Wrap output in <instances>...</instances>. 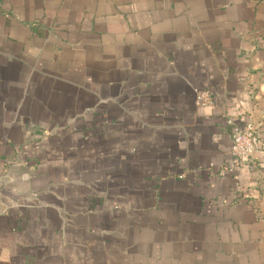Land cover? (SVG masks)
Instances as JSON below:
<instances>
[{
    "label": "crops",
    "instance_id": "crops-1",
    "mask_svg": "<svg viewBox=\"0 0 264 264\" xmlns=\"http://www.w3.org/2000/svg\"><path fill=\"white\" fill-rule=\"evenodd\" d=\"M246 122L264 0H0V264H264Z\"/></svg>",
    "mask_w": 264,
    "mask_h": 264
},
{
    "label": "built area",
    "instance_id": "built-area-1",
    "mask_svg": "<svg viewBox=\"0 0 264 264\" xmlns=\"http://www.w3.org/2000/svg\"><path fill=\"white\" fill-rule=\"evenodd\" d=\"M197 99L203 103L207 99V93H198ZM256 124L253 122H246L242 125H232L230 134L232 145L230 155L233 166L224 168L221 173L233 174L237 168L245 166L247 162L254 160L256 154L264 150L256 134Z\"/></svg>",
    "mask_w": 264,
    "mask_h": 264
}]
</instances>
